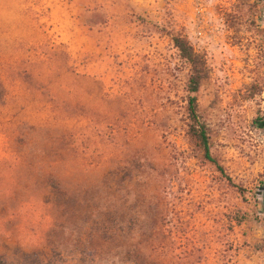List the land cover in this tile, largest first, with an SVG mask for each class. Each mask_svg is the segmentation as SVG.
<instances>
[{"label": "rangeland", "instance_id": "374dc122", "mask_svg": "<svg viewBox=\"0 0 264 264\" xmlns=\"http://www.w3.org/2000/svg\"><path fill=\"white\" fill-rule=\"evenodd\" d=\"M176 36L205 59L198 112L225 173L188 134ZM0 81L8 264H264L263 1L0 0ZM51 96L72 144L56 165L33 134Z\"/></svg>", "mask_w": 264, "mask_h": 264}, {"label": "trees", "instance_id": "16d2710c", "mask_svg": "<svg viewBox=\"0 0 264 264\" xmlns=\"http://www.w3.org/2000/svg\"><path fill=\"white\" fill-rule=\"evenodd\" d=\"M261 1L264 2V0ZM173 41L175 43V46L179 49L181 57L185 59L191 67V74L188 81V91L190 95L187 99V116L189 121L188 134L193 142L201 148L204 157L210 162L214 163L219 171L225 173L222 165H220L218 160L212 155L209 128L207 124L201 120L198 112L197 93L206 73L205 59L194 50L187 39L176 36L173 38ZM80 77L76 79L78 82H80ZM52 83L53 82H51V84ZM68 93L69 95H73V92ZM3 96L4 87L2 82L0 81V98H3ZM56 98L51 96V100H49V102L52 104L50 110L53 114V119H55V123L46 125L44 127L42 126L33 128V134H42L45 137L46 143L44 151L48 154L50 165H56L62 158H64V151L67 149V146L71 144L67 142V139H65L68 132L63 130H68V128H64L60 124L58 125V121L61 120V118L69 112L68 102L66 100H60L58 97ZM72 135L73 133L71 134V136ZM227 179L229 181H232L230 177H228ZM50 183L53 193L57 194V201L58 199L59 201H61L64 194L61 190L59 181H57L56 178L52 177ZM239 189L242 190V188L240 187ZM0 264H8V262L1 254Z\"/></svg>", "mask_w": 264, "mask_h": 264}]
</instances>
